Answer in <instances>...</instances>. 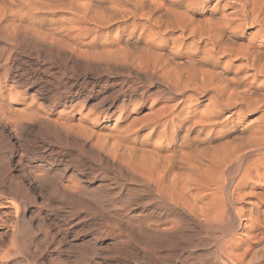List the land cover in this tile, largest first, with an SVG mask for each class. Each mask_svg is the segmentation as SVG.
<instances>
[{
	"label": "bare ground",
	"instance_id": "obj_1",
	"mask_svg": "<svg viewBox=\"0 0 264 264\" xmlns=\"http://www.w3.org/2000/svg\"><path fill=\"white\" fill-rule=\"evenodd\" d=\"M14 1L20 2L19 5L23 7H18V10L20 8L18 11L19 21L16 19V15L14 17L18 22H15L13 17L14 21L10 20L6 24L10 26L11 31L13 28L19 30L21 27L28 29L23 17H36V14H32L33 11L47 9L51 11L49 12L51 15L52 10L50 9L54 8L72 13L69 19H73H71V24L68 23V26L74 25L73 29L83 25L80 23L84 21H91L93 27L98 29L107 28L112 22H120L122 19H129V17L134 19L139 17L150 22L151 26H148L154 35L160 33L162 35V32H167L169 35L173 31L175 34L176 29H180L179 34L170 37L172 47L168 48V54L166 53L165 56H163L164 52L159 51L157 56H155V52L153 55L149 48H159L148 43L144 46L145 50L139 49L140 52L135 47L132 48L137 52L130 49L128 44L133 38V31L126 32L125 29L115 39L109 37L100 43L101 46L98 45L100 50L93 45V47H97V50L94 49L92 54H89L90 58L95 57L98 60L97 63L105 62L108 63V66L114 63L118 65L119 62V65L125 63L130 67L139 66L162 72L160 74L167 76L162 79H168L166 81L167 88L174 95V98L169 101L162 99L163 102H159L156 94V99H151L150 105L147 104L149 111L143 117V123L140 120V124H142L140 128H135L136 123H125L124 126L116 124L115 128L118 126V130L114 131L115 135L114 132H111L113 129H110L116 148L114 150L113 145L109 144L111 150L108 152H112V155L119 158L117 161L120 160L119 163L125 169L124 171H127V176L129 173L138 175V178L141 179L139 182H143L147 186V191L154 194L155 200L158 202L157 206H159L150 218L148 216V218L138 221V225L134 223L137 225V237L133 238L135 241H133V247L130 246V254L140 256L146 262L154 264H194V256L196 259L198 256L207 257L203 259L204 264H264L262 259L264 255V91L260 93L263 94L260 99L253 98L254 94L251 91L254 89L252 90L250 85L251 82L260 80L262 81V83L259 81L261 87L264 86V0H3L2 5L3 7L11 6ZM96 3L103 6L104 10H100ZM94 5L98 8L96 9ZM7 8L8 10L10 8V13H7L11 15V7ZM22 9L24 11L21 12ZM43 15L46 16V12ZM195 15H201L202 18L196 20ZM3 16L4 14L1 18ZM34 17H32V22L30 21L32 26ZM39 20L37 19V23ZM30 22L28 21V25ZM78 23L79 26H76ZM39 25L38 23L37 26ZM32 26L30 25L29 28ZM34 26L33 28H35ZM249 28L253 29V32L247 33ZM26 31L29 32L30 29ZM34 31L32 30V32ZM36 33L40 34L38 31ZM7 34L11 36L10 33ZM240 39H242L241 42H239ZM88 47L92 48L90 45ZM181 48L184 49L183 55L187 57L184 59L186 62H177L178 60L174 59V56L181 52ZM102 64L100 65L103 66ZM105 65L107 66V64ZM205 65L212 68H202ZM113 66L116 67L115 64ZM217 67L220 68L219 71L214 69ZM229 71L233 73L232 76L228 75ZM167 83L165 84L167 85ZM13 88L14 86L11 84L9 88H5L9 89L8 91H0V119L2 122L13 118L12 121H22L23 119L30 121L31 119L39 122L37 125L48 127L63 125L61 120L64 118L61 120L54 118L56 119L54 120L48 116L50 113L46 116L41 113L42 116L40 110L43 106L34 109L30 103L29 105L25 104L27 106L22 110L11 111V105L15 100H11L7 106L1 100L4 95H11ZM205 96L208 97L205 103L199 101ZM31 97L32 99H29L35 102L37 99L35 92H32ZM9 109H11V115L7 114ZM260 110L263 111V114L255 121L252 120L253 122L243 120L239 123L236 120L237 116H241L242 113L253 115ZM121 114L122 112L115 119H119ZM85 115L87 119L89 114ZM98 116L91 118L89 116L93 121V126H96ZM65 119H67L66 116ZM59 120L60 123L62 122L61 125H57ZM79 123L74 124L78 125ZM74 124L70 125L74 127ZM82 125L79 124L80 127ZM144 128L146 131L140 134L139 132ZM90 130H92L91 127ZM111 133H107L110 134V138ZM131 134L137 137L132 138ZM108 138L106 137V139ZM105 141L106 145L110 143V141H107L108 143ZM153 141L157 144H153ZM106 145H104L105 148H108ZM101 148L105 150L103 146ZM110 153L104 156H110ZM114 159L116 160V158ZM247 159L249 162H246L245 166H242L243 163L241 164L243 168L240 176L234 180L230 175L233 168ZM0 160V174L4 176L3 180H8L12 174L10 173L9 160L6 158ZM60 185L64 192L71 193L72 191L74 193L81 190L83 194V188L80 189L81 186L75 182L74 184L61 183ZM10 192L11 190L9 194ZM79 193L80 191L74 194L80 196ZM68 196L70 197V195ZM18 204L20 203L18 202ZM17 208L19 209L16 210L12 234L13 245H17L18 249L24 252H29L31 263L70 264L68 262L71 259L66 262V259L63 257L61 259L60 255V257L56 256L58 258H54L55 250H51L54 244H58L57 240L68 236V231L64 229L69 218L68 215L57 218L52 223L55 227L53 230L46 226V217L40 211L30 217L24 204H20ZM129 222L126 223L129 224ZM237 223L241 225V228L233 234ZM115 229H101L100 235L96 236V239L108 236L111 239L112 247L123 249L125 247H121L120 244L123 246L125 243L124 246L126 245L127 235L124 237L119 228H117L119 232ZM123 237L126 239L124 240ZM57 247L54 249L57 250L60 246ZM93 249H91L92 252ZM96 249L99 251V248ZM12 250L10 248L3 251L4 253H0V264H7L6 255ZM104 250L106 248L102 251ZM126 253L125 255L128 256L129 252ZM92 257L79 259L78 261L81 263H78L104 264L102 261H97L99 262L97 263Z\"/></svg>",
	"mask_w": 264,
	"mask_h": 264
},
{
	"label": "rangeland",
	"instance_id": "obj_2",
	"mask_svg": "<svg viewBox=\"0 0 264 264\" xmlns=\"http://www.w3.org/2000/svg\"><path fill=\"white\" fill-rule=\"evenodd\" d=\"M2 1L3 0H0V12L2 11L1 14L3 13L4 16L1 18L3 14H0V24L2 23L0 25V75H2L0 76V91H8L9 89L7 90L5 88H9L11 84L14 88L11 91V95L8 94L9 96H7L6 94L2 97L1 102L7 106L11 100H15L11 105L12 110L9 109V113H6L11 115L10 110H22V108L27 106L25 104L29 105L31 103L34 109L43 106V110H40V114L42 113L44 116L50 113L48 116L53 119L58 118L61 120L64 118L61 120L64 126L61 125L62 122L60 123V120L59 124H57L61 125L60 127L55 125L48 127L45 125H37L39 122L31 119L30 121L28 119L12 121L13 118H11V121H3L5 123L0 119V159L6 158L9 160L10 173H12L10 174V179L8 178L9 181L6 179L3 180L4 176L0 174V245H3L0 247V253L12 248L13 250L7 253V257L5 258L7 264L31 263L29 252L18 249V246L12 243L14 220L17 214L16 210L19 209L17 206L24 204L27 207L26 211L30 217L40 211L42 215L46 217V226L51 227L53 230L55 227L52 223H54L57 218L68 215L69 221L67 220V223L64 225V229L68 231V236L65 238L63 237V239L60 238L61 240L58 238V244L52 246L51 250H55L54 258L61 256V259L62 257L66 259V262L71 259V262H68L70 264H73L74 261V264H79L81 263L78 261L79 259L82 260L83 258L86 259L92 256L96 262L102 261L104 264H106V262L107 264H154L149 261L146 262V260L140 258V256H135L132 253L130 254V251L131 247H133V241H135L134 239L137 237L136 229L139 223L138 221L146 219L148 216L150 218L154 215L155 211L158 210L157 208L159 206H157L158 202L155 200L156 197L153 193L147 191V186L143 184V182H139L141 179L138 178V175L135 176L129 173L127 176V171H124L125 169L119 163L120 160L117 161L119 158L112 155V152L110 153L108 150H111L109 144H111V146L113 145L114 148H112L114 150L116 148L114 146L116 143L113 139V134H116L114 131L118 130V126L115 128L116 124L124 126L125 123H136L135 125L137 126H135V128H140V125H142L140 124V120L142 122L143 117L148 113L149 110L147 107L152 100L156 99V94L158 95V97H156L159 102H163L162 99H164V101H169L174 98V95L170 92L169 88H167L168 83L166 81L168 79H162V77H167L165 74H160L162 72L151 68H140L139 66H132V68L130 65L124 63L127 65L125 66L121 62L120 65L119 62L118 65L114 63L116 67L113 66L114 64H109L110 66H108V63L105 62H103V64L101 61L97 63L98 60L93 55L94 58H90L91 55L89 54H92V50L97 47L99 48L98 50H100V43L105 39L109 37L115 39V37L125 29L126 32H129L128 30L133 31V38L128 44L130 49L135 47V49L140 52V50H145L144 46L148 43L156 48H161V50L153 47V49L149 48L150 52H153V55H155L154 52L156 53L155 56H157L159 52H164L165 54L163 56H165L166 53L168 54V48L172 47L170 37L179 34V32H181L180 29H176L175 34L173 31L168 35L165 31L166 33L162 32V35L161 33L154 35V33L151 32V28L148 26H151V23L139 17L135 19L133 17H129V19L125 18L120 22L114 21L107 28L98 29L93 27L91 21H84L80 23L83 25L79 26L78 23L76 26L79 27L74 29V25H70L72 27L69 29L70 26H68V23L71 24V19L73 18H69L72 13L69 11L65 12L64 9L61 11V9L54 8L50 9L52 10L51 15H49L51 11L47 9L32 12V14H36V17H32L35 19L33 20V26L36 25L34 27L38 28L37 30L32 26V17L27 18L25 16L23 18L26 20L25 24L28 26V29H30V33L26 31L28 30L26 27H24L26 29L21 27L19 30H17L18 28L16 30L13 28L11 31V28H9L10 26L6 24H8L10 20L14 21L16 18L14 16L16 15V19H20L18 11H20V8L23 6L19 5L20 2L18 3L17 1H14L13 4L11 3V6L8 5L11 7L12 11L10 15L7 13L10 8L8 10L7 5L3 7ZM16 2L19 6L15 4ZM96 5L99 6V3H96ZM96 5H94V7L97 9L98 7H96ZM18 7H20L19 10ZM99 8L100 10H104L102 9L104 8L103 6H99ZM12 9L15 10L17 14H15L16 12H13ZM22 11L24 10L22 9L21 12ZM45 12L46 16L43 15ZM38 13L39 15H37ZM40 14L42 15L40 16ZM7 17L10 19L8 20ZM194 17L196 20L202 18L201 15H195ZM2 19H4V21H1ZM37 19H40L38 21L40 25H42V20H44L41 27H39L40 25L37 26ZM17 20H15V22L19 21ZM28 21H31L29 25ZM48 24L50 25L48 26ZM30 25L32 27L29 28ZM2 28L5 30L7 28L8 31L6 30L5 32ZM32 30H35V34ZM36 31L40 34L36 33ZM247 31V33H251L253 29L249 28ZM11 32H15L16 34H12ZM18 32L19 34H17ZM7 33H10L11 36ZM42 34L44 35L42 36ZM34 35L35 37L37 35L39 36L35 38ZM15 37L17 38L15 39ZM101 39L103 40L101 41ZM89 41L93 43L91 44ZM241 41L242 39L239 40V42ZM89 45L92 48H89ZM93 45L97 47H93ZM133 49L134 48H132V50ZM135 49L133 51L137 52ZM183 50L184 49L181 48V52L176 55L177 57L174 56V59H176L175 61H185L184 59L187 57L183 55ZM226 60L229 61V59ZM105 64H107V66ZM135 68L139 69L137 70ZM202 68L211 69L212 67L205 65ZM214 69L216 71L220 70L219 67ZM228 75L232 76L233 73L229 71ZM259 81L260 80L253 83L251 82L252 84L250 83L252 90L254 89L251 91L252 94H256L255 96L253 95V98L256 97V99H260L263 95L260 93L264 91V86L262 85L261 87L262 81H260L261 83ZM165 83H167V85ZM32 92H35L37 96L35 102L30 100L32 99ZM207 98V96L204 98L202 97L199 101H204L205 103ZM261 111L262 110L253 115L242 113L243 115L237 116L236 120L238 122H242L243 120H251L250 122H253L263 114V111ZM84 112L88 113L90 118L99 115L96 126L92 125L93 121H91L89 116L86 119V113L84 114ZM121 112V117L115 119ZM82 114H84V116H82ZM65 116L67 119H65ZM78 121L81 122L79 123ZM95 121L96 119L94 122ZM73 122L85 125H82L83 127L81 126V128L79 124L77 125ZM69 123L74 124V127ZM90 127L93 131L90 130ZM110 129L113 130L111 131ZM110 131L114 133L112 134ZM143 131L145 132L146 129H142L139 133L141 134ZM107 133L112 134L111 138L110 134ZM130 136L132 137L133 135L131 134ZM106 137L109 138L106 139ZM102 139L104 141L106 140L105 143L112 140L106 145ZM154 142L155 141H153V144H157V142ZM104 145L108 148H105ZM102 146L107 151L102 150ZM104 151L106 152L105 154ZM107 152L108 154L110 153V156H104ZM114 158H116V160ZM246 162L248 163L249 159L233 168L230 175L234 180L240 176L243 168L242 166H245L247 164ZM132 176L135 179H133ZM11 177L13 178L11 179ZM74 182L81 186L80 189L83 188V194L81 190H79L81 197L75 195L76 192L78 193L79 191L74 192L75 194L72 193V191L71 193L68 191L64 192V189L60 185L61 183L74 184ZM14 184L17 186L16 188ZM18 187L19 189H17ZM144 188L146 189L144 190ZM10 190L12 193L10 192L9 194ZM66 193H69L68 195H70V197L71 195L74 196L70 198ZM64 195H67L69 198ZM18 202L20 204H18ZM128 221H130V228L128 227L129 224H127ZM134 223L137 225H134ZM104 228H116L115 230L117 232H119L117 229L119 228L120 232H122V236L126 237L127 235V239L125 238L126 240L123 237V239L127 241L126 245L124 246L125 243L123 246L120 244L121 247H125L126 249H122L119 246H117L119 247L117 249H115L116 247H112L110 245L111 239H109L110 237L108 236H102L96 239V236L100 235L99 231ZM240 228L241 225L237 223V227L233 230V234ZM91 244L94 246L92 245L91 247ZM128 245L130 249L127 247ZM56 246L60 247H57L58 249L56 250L54 249ZM95 247L99 248V251ZM90 248H94L93 252L95 256ZM105 248V252L102 251ZM119 249H121V252L118 251ZM126 252L129 253L127 254ZM77 253H81L85 257ZM122 253L124 254L122 255ZM125 253L129 257L126 256ZM75 255H77V258ZM96 256L97 258H95ZM194 257V264H197L198 261V264H200L201 260V264H204L203 259L207 258L198 256L196 259V256ZM199 257L200 260L198 259ZM262 259L264 260V255Z\"/></svg>",
	"mask_w": 264,
	"mask_h": 264
}]
</instances>
